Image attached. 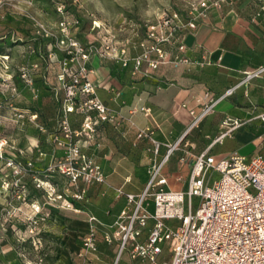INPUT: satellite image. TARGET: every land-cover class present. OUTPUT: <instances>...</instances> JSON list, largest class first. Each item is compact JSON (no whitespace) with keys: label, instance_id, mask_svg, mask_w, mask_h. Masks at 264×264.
Segmentation results:
<instances>
[{"label":"built area","instance_id":"built-area-1","mask_svg":"<svg viewBox=\"0 0 264 264\" xmlns=\"http://www.w3.org/2000/svg\"><path fill=\"white\" fill-rule=\"evenodd\" d=\"M229 0H192L181 7H168L153 19L146 20L143 26L134 30V40L130 51L125 43L114 44L108 40L103 52L90 49L88 52L76 41L70 45L76 47V54L87 58L90 53L114 61L126 69L131 76L148 77L159 66L184 64L204 66L212 63L207 52L198 60L186 55L185 35L188 30L196 29L214 8ZM264 24V0L254 13ZM139 27L142 34H139ZM264 30V26H262ZM4 57V56H3ZM221 56H217V61ZM4 69V70H3ZM6 64L0 68V81L15 91L11 76L5 74ZM264 73V64L242 72L237 84L230 86L215 96L205 90L195 97L199 111L190 109L191 120L179 139L166 144V152L159 160H153L147 168L148 180L139 193L125 192L116 188L117 196L125 198V204L115 219L105 225L101 236L103 241L117 244L115 263L125 252L130 261H147L148 264H264V156L253 155L246 160L245 155L233 151L218 160L210 153V146L195 156L183 188H167V178L162 173L163 165L171 154L186 140L187 134L216 106L230 96L238 86L247 85L252 78ZM24 77V74L21 75ZM64 97L62 99L57 132L52 142L64 149L66 156L58 160L56 167L65 173L72 182L82 180L87 183H102L106 176L101 166L85 151L84 144L91 138L96 127L102 122H116L115 115L96 95L95 84L88 78L86 70L81 67L74 73L70 82H62ZM185 107V103L180 104ZM131 114L141 112L150 114V108L144 105L134 106ZM78 113L81 118L80 131L74 132L68 116ZM34 120L35 113H28ZM226 129L214 139L230 135L241 122L226 117L222 120ZM146 130H140L138 137ZM73 136H80L73 139ZM84 136V137H81ZM154 150L158 142L153 140ZM187 153V151H185ZM218 171L221 176L209 185L208 173ZM181 180V176L176 178ZM82 193L76 197H81ZM187 197V207L184 197ZM195 203V210L192 209ZM152 205V210L149 207ZM175 219L177 224L169 223ZM90 230L82 237V244L76 253L85 264L88 253L96 252L97 228L102 224L95 216H89ZM148 222L150 224L148 225ZM145 236L142 238V236ZM169 243L173 250L170 260H158L162 245Z\"/></svg>","mask_w":264,"mask_h":264},{"label":"rangeland","instance_id":"rangeland-1","mask_svg":"<svg viewBox=\"0 0 264 264\" xmlns=\"http://www.w3.org/2000/svg\"><path fill=\"white\" fill-rule=\"evenodd\" d=\"M182 2L0 0V68L8 66L5 74L15 88L12 92L3 85L7 81H0V264H71L74 229L68 219L76 218V209L87 207L90 189L98 184L72 182L57 169L66 154L52 139L64 97L62 82H70L81 67L88 76L94 58L111 66L117 63L95 53L82 58L70 43L76 41L87 52H103L108 40L129 48L138 26L168 7H181ZM28 113H35V119L30 120ZM68 118L72 130L79 132L81 116L73 113ZM235 147L227 138L211 153L218 160ZM255 154L242 155L248 160ZM175 159L176 152L168 164ZM208 176L211 186L221 174L215 171ZM82 190L83 195L76 197ZM184 204L187 207L186 196ZM169 223L174 228L177 221ZM162 247L158 260L169 261L173 248L169 243ZM120 257L122 264L125 252Z\"/></svg>","mask_w":264,"mask_h":264},{"label":"crops","instance_id":"crops-1","mask_svg":"<svg viewBox=\"0 0 264 264\" xmlns=\"http://www.w3.org/2000/svg\"><path fill=\"white\" fill-rule=\"evenodd\" d=\"M188 1L192 0H183L182 3ZM261 1L224 2L220 8L212 9L196 29L186 32V55L198 60L205 51L212 60L210 64L161 65L150 76L141 77L131 76L118 64L111 66L97 58L92 59L88 78L95 84L96 95L114 113L116 122L99 123L83 147L101 166L106 178L90 189V196L86 198L87 207L76 209L79 212L76 218L68 219V225L74 229V238L69 245L73 253L69 258L71 264L80 262L75 253L81 247L82 236L90 230V215L102 224L96 225L98 250L88 253L85 264L115 263L117 244L115 241L106 243L101 234L105 225L115 219L125 204V198L117 196L116 188L135 194L142 191L148 180V166L165 154L166 144L179 139L191 120L188 111H199L196 96L205 90L217 96L240 82L243 71L264 64V24L254 17ZM128 49L130 54L133 53L131 48ZM219 55L221 59L217 61ZM244 90V86L240 85L222 100L187 134L186 140L191 145L184 146L181 142L171 154L176 152V159L172 165L168 164V159L162 168L167 188H183L195 156L210 145L211 153L227 138L236 144L233 151L264 156V73L249 81L247 93ZM181 103H185V107H181ZM141 105L150 108L149 115L141 112L131 114L132 107ZM226 117L237 119L241 124L230 135L213 143L226 129L222 124ZM140 130L146 131L138 137ZM153 140L159 144L156 151ZM178 176H181L180 181L176 179ZM144 236L145 233L142 238ZM122 264L148 262L130 261L125 253Z\"/></svg>","mask_w":264,"mask_h":264},{"label":"trees","instance_id":"trees-1","mask_svg":"<svg viewBox=\"0 0 264 264\" xmlns=\"http://www.w3.org/2000/svg\"><path fill=\"white\" fill-rule=\"evenodd\" d=\"M20 107H22V108H27L28 106L26 105V106H24V105H22V106H20ZM72 118V117H71Z\"/></svg>","mask_w":264,"mask_h":264}]
</instances>
